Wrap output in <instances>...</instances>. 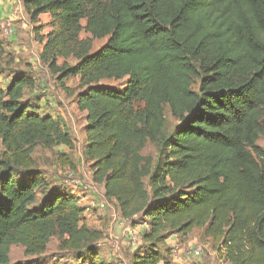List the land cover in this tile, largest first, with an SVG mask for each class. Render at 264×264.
Segmentation results:
<instances>
[{
  "label": "trees",
  "instance_id": "obj_1",
  "mask_svg": "<svg viewBox=\"0 0 264 264\" xmlns=\"http://www.w3.org/2000/svg\"><path fill=\"white\" fill-rule=\"evenodd\" d=\"M21 2L31 23L49 17L40 59L58 86L68 91L64 83L79 80L92 182L123 219L149 225L131 264H171L161 247L194 229L228 264H264V0ZM67 57L72 66L57 64ZM33 86L15 74L0 89V264H11L13 245L43 253L54 235L93 260L94 234L80 224L77 198L47 189L20 155L23 142L72 147L60 120L25 99ZM148 144L154 157L143 155Z\"/></svg>",
  "mask_w": 264,
  "mask_h": 264
},
{
  "label": "rangeland",
  "instance_id": "obj_2",
  "mask_svg": "<svg viewBox=\"0 0 264 264\" xmlns=\"http://www.w3.org/2000/svg\"><path fill=\"white\" fill-rule=\"evenodd\" d=\"M101 1L108 3L110 0ZM11 14L3 16L0 10V23L2 20H10L14 27V35L10 38H4L0 33V89L4 91L8 81L15 74L32 78L34 86L26 92L25 99L30 100L38 110L40 109L38 114L46 113L58 118L72 141L70 149L64 145L44 149L40 146L31 147L23 142L20 155L28 164L26 168L37 169L43 175L47 189L55 188L77 198L82 210L80 224L86 225L93 232V242L96 244L97 252L93 260L82 253L77 255L76 252H71L66 245H63L62 242L66 238L61 239L54 235L47 243L45 251L38 255H27L21 245H13L10 251V262L19 264L32 260L37 264H100L102 262L131 264L133 255L147 246L142 238L143 231L140 228V221L136 217L134 225L123 219L116 204L104 198L102 186L94 184L91 180L90 162L84 157L85 117L84 112L78 109L75 100L79 91V80L78 78L67 80L64 84L68 91H63L56 83L55 73L50 71L47 64L40 59L45 42L44 35L52 30L47 24L49 17L42 15L37 24L31 23L23 10L21 0H14ZM84 23L85 21H82V24ZM89 38L90 36L85 33L79 35L81 40ZM104 43L105 39L92 41L90 52L97 50ZM63 62L67 66H72L75 60L72 57L57 59V64ZM34 66L36 68H33ZM124 83L125 81H102V84L115 88ZM198 83V79L193 80L192 90H197ZM42 90H45L44 95L40 94ZM164 114L167 130H171L176 121L171 117L167 107ZM257 145L264 150V137L258 139ZM5 151L0 137V161L5 158ZM143 155L154 157L156 155L155 146L146 145ZM69 176L72 181H68ZM41 198L42 194L38 193V199ZM101 202L106 204L104 208L99 207ZM128 228L133 230L134 240L129 236ZM201 232V229H194L188 239H181L185 240L184 242L179 240V244L183 246L187 242L201 244L204 249L202 264H228L223 254H216L210 249V242L202 236ZM171 241L169 240V243ZM161 250L165 258L169 260L170 252L167 245L162 246ZM209 251L213 253L209 254Z\"/></svg>",
  "mask_w": 264,
  "mask_h": 264
},
{
  "label": "built area",
  "instance_id": "obj_3",
  "mask_svg": "<svg viewBox=\"0 0 264 264\" xmlns=\"http://www.w3.org/2000/svg\"><path fill=\"white\" fill-rule=\"evenodd\" d=\"M0 33L4 38H10L14 35V27L10 20H2L0 23ZM33 68H36L34 66ZM45 90L40 91L41 95H44ZM49 105H52L50 102H48ZM68 181H72L71 177L69 176ZM106 206L105 203L101 202L99 204L100 208H104ZM90 211V210H89ZM88 212V211H87ZM141 230L148 231L149 225L147 223L140 224ZM129 236L134 240V234L133 230L127 229ZM174 256H178L181 260L185 261L190 258H193L194 256H200L204 252L202 245H195V246H187L183 250H179L178 248H175L172 250Z\"/></svg>",
  "mask_w": 264,
  "mask_h": 264
},
{
  "label": "crops",
  "instance_id": "obj_4",
  "mask_svg": "<svg viewBox=\"0 0 264 264\" xmlns=\"http://www.w3.org/2000/svg\"><path fill=\"white\" fill-rule=\"evenodd\" d=\"M13 3H14V0H0V10L2 11V15H12V8H13ZM47 16V15H46ZM9 83V81H8ZM7 83V84H8ZM7 86V85H6ZM5 86V87H6ZM51 115V114H50ZM85 125V124H84ZM64 128V126H63ZM85 135V134H84ZM202 233V232H201ZM189 237V235H188ZM188 237L186 239H188ZM182 238L178 235H173L171 237H169L166 241H165V244L167 245V249H169V261L172 263V264H202V255L200 256H194V258L192 260H181L178 256H174L173 255V249L175 248H178L179 250H183L185 247L187 246H195V245H201V244H195L193 242H187V244L185 246H183L182 244H179V240H181ZM169 240H172L170 243H169ZM207 240V239H206ZM183 241V240H181ZM185 241V240H184ZM183 241V242H184ZM209 241V240H208ZM210 242V241H209ZM210 249L215 252L212 248H211V243H210ZM212 252V253H213ZM210 251H209V254H212ZM217 254V252H215Z\"/></svg>",
  "mask_w": 264,
  "mask_h": 264
}]
</instances>
